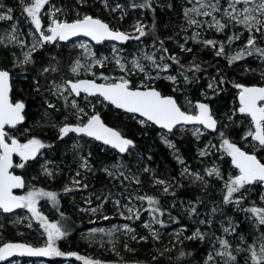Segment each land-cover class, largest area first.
<instances>
[{
    "label": "snow or ice",
    "instance_id": "snow-or-ice-1",
    "mask_svg": "<svg viewBox=\"0 0 264 264\" xmlns=\"http://www.w3.org/2000/svg\"><path fill=\"white\" fill-rule=\"evenodd\" d=\"M23 4L22 14L25 19L32 25L29 29L28 35L32 37L31 47L23 52V59L18 57L13 61L14 67H24L34 63L33 53L43 48L47 44L56 45L61 41H69L73 37H88L96 44H101L104 41H119L127 42L130 40L140 41L141 38L148 36L150 33L155 34V21L149 31L145 29L148 27L141 21H136L132 25V33L121 31L119 28L111 26L109 23L103 21L98 17L92 15L77 13V18L71 22L66 19H61L60 15L65 11L62 7H57L51 4L50 0H20ZM78 4L85 3L86 0H76ZM106 9L111 12L120 10V20L124 19L126 15V6L121 3H115L111 6L108 0H102ZM155 0H131L130 7L132 9H152ZM187 6L183 7L184 24L181 25L180 31L187 33L192 31L191 36L185 35L183 43L177 41L178 46L182 52H192L191 47H186L189 40L194 43L202 44L205 47H210L215 50V55L220 57L224 56L228 60L229 66L234 62L244 60L246 57L256 56L258 59L264 61V0H185ZM46 6H49L46 10ZM172 7L171 4L168 5ZM4 9V5L0 3V21H13V9ZM48 16V23L45 26L42 23V17ZM207 18V19H205ZM10 31L0 34V46L8 47L9 45L24 48L26 41L22 39L23 33L17 27L16 23L10 25ZM198 30V31H197ZM214 30L217 33L226 34V41L221 42L215 39H204L202 32ZM231 34H228V33ZM247 36H244V33ZM180 33H176L179 36ZM173 37H169L172 39ZM157 40L159 38L157 37ZM243 40L242 46L234 55H228V50L231 49L233 44L237 41ZM79 48L83 50V62L81 58L74 60L70 67L71 73L79 77L81 72L97 77L94 69L105 67L108 63L114 62L119 71L122 73L118 77H109L100 73L98 78L105 81L97 83L96 79H69L63 80L62 83L52 82L50 90L53 95L63 97L66 102V107H71L75 111L71 114L76 117L77 123H63L58 127V138L63 139L70 133H75L77 136L89 137L95 141H101L104 145L110 146L112 149H117L120 154L127 153L131 147H134V142L122 135L118 130L107 126L101 119L98 112L95 111V104L89 100L92 97L97 103H107L114 106L116 109L124 110L126 113L138 114L143 119L139 120L142 125L149 122L158 125L160 128L166 130V134L161 136L162 141L170 148L175 149V144L168 139L167 134H174V130L184 131L185 125H202L204 129L218 132L222 139L220 148L223 152L231 158V164L236 169L234 175L230 174L227 179H224L218 167L206 169V174L209 177H215L223 181L222 188V204L235 205L240 211L250 213L248 219L255 218L254 229L255 233L252 235L251 243H247L246 236L238 231L239 225L233 221L231 217H225L227 226L221 221L222 235H216L215 232L208 233L202 232L197 228L191 236L185 237L188 240H199L204 242L206 239L212 241L211 248L205 258L204 264H237V255L241 252L247 253L244 257V264H264V207L251 206L244 208L243 204L248 199V196L255 189L256 186L264 189V161L258 158L257 153L264 150V86H245L240 83H234L233 87L239 89L238 92V107H236L232 115L228 116V120H232V116L237 113L241 114L248 120V128L241 137L242 140H249L252 151H245L242 147L238 146L235 142L226 138L225 132L219 130L217 125L218 121L215 119L209 104L196 101L193 103L191 100L186 101V107L178 103L175 96L164 95L155 86L156 80H167L173 85V92H182L180 77L183 78V84H191L194 82L195 73L201 71L199 63H192L190 66H185L180 62L176 55L169 54L168 48L164 46V41L159 40V47H156V41H153L155 51L152 53H144L142 56H133L129 61L127 57L120 54L121 50L115 46L112 48L113 57H98L97 53L92 51L87 43H80ZM157 53L160 55L157 57ZM53 61L56 57L51 58ZM18 61V62H17ZM166 61H170L166 62ZM58 63V62H57ZM173 65H177V74H167ZM58 72L57 66L43 67L39 74L43 75L49 72ZM193 73V77H189L186 73ZM139 83H134L131 79L132 76L141 75ZM164 74V75H162ZM264 76V73H262ZM11 73L4 68H0V214H11L17 209H26L31 218L25 217L29 220L27 227H33L31 219L34 218L39 227L43 229L46 234V242L42 247H34L26 243H13L5 242L0 245V262L8 261L10 257L28 256V257H51V256H64L65 253L61 252L56 246V242L64 237L67 232L60 222H50L37 208L38 202L41 199H47L53 203V206L58 208L57 193L53 191H46L44 189H33L26 192L24 195L14 194V189L25 188L24 179L14 174V168H25L29 161L36 160L41 154V149L50 147L46 145L41 139L31 137L26 139V142H20L15 136L11 134V130L17 129L25 120L24 110L25 104L22 101L13 102L10 99L9 93L11 91ZM198 79V78H196ZM36 91H40L39 80H35ZM227 83L225 76L220 75L219 80L213 78L208 83L207 88L211 89L215 94H219L222 86ZM87 102L86 106L91 107L92 114L89 115L85 112L84 107H81L76 98L81 97ZM69 97H73L69 101ZM207 97L206 99H210ZM48 108H55V105L49 101H45ZM67 120V117H65ZM228 125H221V128H227ZM25 131H28L27 129ZM193 134L199 138L203 135L200 128L192 129ZM216 147L215 145H211ZM83 146L77 141L73 144L74 149H81ZM204 150L200 152L201 156L207 155ZM14 156L19 157V162H14ZM91 153H88V157ZM85 156L80 157V169L87 171H95L90 164L89 158ZM180 164H184V160L177 156ZM42 171L52 176L46 165H42ZM126 167L123 164H113L111 167H104V171L109 177L119 179L124 177L125 173L120 169ZM144 172H149L145 167ZM189 173V169L185 167L182 175ZM199 180L205 188L208 187V182L204 176L191 174ZM81 172H76V177H80ZM136 184L140 183L138 177H133ZM72 183L76 186V190L87 189L88 184L83 183L80 179H73ZM156 185H163V192L169 194L171 185L164 179L154 178ZM123 187V184L121 185ZM71 187H65V192L73 191ZM126 191V190H125ZM174 195L175 193H171ZM104 196V202L110 198ZM120 195L129 201L133 199L131 196L125 195L121 192ZM136 200H147L148 209L144 211L149 212L152 217L151 222L144 223L143 227L148 229L154 240L160 239V234L153 229L152 224H160L164 226V222L159 219L155 213L160 216L165 214V210L160 207V201L151 195H140L134 197ZM97 199H101L97 196ZM260 200L264 202V191L260 192ZM89 203L91 201H88ZM198 204H203L202 200L197 201ZM114 204L118 207L127 209L129 215L124 216L123 212L120 215L127 220H139L141 212L139 209L134 210L133 207L128 205H121L120 200H115ZM103 207V204L100 205ZM173 207L175 205L173 204ZM96 211L95 208L92 209ZM212 215L218 212L222 213V208L217 205L210 210ZM170 216V213H168ZM189 215H199L195 206L189 209ZM63 217V213H61ZM104 219H108L107 216ZM20 223V218L14 221ZM201 225H208L211 227L213 221L209 219L199 220ZM2 227V225H0ZM123 228L128 233H134V229L125 224ZM104 233L105 229H92V232ZM119 231L118 228H113L107 232L111 236L113 232ZM181 233L177 232L175 239L180 243ZM238 238L241 244L247 243V247L236 246L233 249L231 241L227 237ZM132 240H136V235H131ZM140 240H146L147 237H139ZM218 245V247H217ZM125 248L129 251L127 244ZM170 251V249H165ZM235 253V254H234ZM69 255H76L75 253ZM163 255V253H161ZM191 253L180 252L179 258H183ZM220 258V261L217 260ZM78 260H83L84 264H100L99 261H92L90 259L76 256ZM156 259V257H153Z\"/></svg>",
    "mask_w": 264,
    "mask_h": 264
},
{
    "label": "rangeland",
    "instance_id": "rangeland-1",
    "mask_svg": "<svg viewBox=\"0 0 264 264\" xmlns=\"http://www.w3.org/2000/svg\"><path fill=\"white\" fill-rule=\"evenodd\" d=\"M4 1L5 0H0V3L3 4ZM16 1H17V6H18L17 11L12 13L14 20L13 21H0V34H3L6 31H10L11 30L10 25L13 23H16L20 32L23 33L21 38L26 41V46L24 48L13 46V45H9L8 47L0 46V57L2 61L5 60V64H6L5 66L0 64V67L7 69L10 72L11 70L21 68V67H14L13 61L17 57L20 60H22L23 52L27 51L31 47V43L33 42L32 37L28 35L29 29H32V25L28 22L27 19H25L24 15L22 14L23 4L20 2V0H16ZM87 1L88 0H86V2ZM94 1H98V0H94ZM86 2L80 5H84V4L86 5ZM50 3L55 4L57 7H60L53 0H50ZM108 3L111 6H114L115 3H121L126 6V4H124L123 2H120L119 0H108ZM100 4L102 8L100 10L102 12H99V13H103L105 15V18L102 17L100 14L99 15L88 14L87 12H85V9H80V7L76 5H71V7H63L65 11L63 12V14H58V15H60L61 19H66L69 22L77 18V13H80L81 15L83 14L92 15V16L98 17L108 22L111 26L115 28H119L120 30L129 32V33H132V25L136 21H141L143 24L148 26L147 20L144 18L143 14L138 15L135 12L133 13L132 11H130V8L127 6H126V15L124 16L123 20H120L119 19L121 15L120 10H117L116 12H111L110 10L105 8L104 3L102 1L100 2ZM184 6H187V5L185 3V0H182L181 2L182 11H181V16H180L181 19H180L178 28H176L169 36H167L165 40L161 39L164 41V46L168 48L169 54L171 55H176L174 51L176 48H179L177 41H179L180 43H183V37L185 35L187 36L192 35L193 30H189L187 33L180 31L181 25L184 24V17H183V7ZM8 7H11V5H9ZM48 7L49 6H46V10ZM48 19L49 18L47 15L42 17V23L45 26H47ZM32 30L34 31V29ZM145 30L148 31V27ZM176 33H180L179 36H177ZM228 34H231V33L229 32ZM201 35L204 39H208L210 36H213V35H218L220 36L221 42L226 41V34L217 33L214 30H208L206 32H202ZM244 36L245 37L247 36L246 32L244 33ZM169 37H173V38L169 39ZM159 40H157V37L151 36L149 34L148 36L141 38L140 41L130 40L127 42L126 45L106 43L104 44L102 48L97 50L98 46L94 45L91 40L85 39V38H78L68 43L58 42V44L56 45L47 44L43 48H40L39 50H42L44 48L49 49L50 47L55 48V49H62L64 51H67L72 56L66 69H63L65 70V72H61L62 74H60L59 76L51 77L44 88V91L47 93L45 97V101L47 100L51 102L52 104H54L58 114L62 116L61 119H56L55 116L51 118L45 115L46 117L45 123L49 125L48 127L53 131V133H56L57 135H59L58 127L62 126L63 123H73V124L77 123L76 117L71 114L75 110L72 109L70 106L66 107V102L63 99V97L52 94V91L54 89L53 90H50V89L52 87L53 81L59 84V83H62L63 80L77 79V78H89V79H96L97 81L100 80V82H105L99 79L98 75L97 77H93L89 74L81 72L80 76L76 77L71 73L70 67L72 63L74 62V60L77 58H81L83 62V59H84L82 56L83 50L78 47L80 43H87L89 47L92 49V51L97 53L98 57H101V58L109 57V59L113 57L112 48L113 46H115L117 49L121 50L120 54L124 57H127V59L130 61L133 58V56H142L144 53L150 54L153 51H155L153 47V41H156V47H159ZM194 44H195L194 42L189 40L186 47H192ZM242 44H243V40L235 42L233 46L231 47V49L228 50L229 52L228 54L234 55L235 52L238 51L239 48L242 46ZM159 55L160 53H157V57ZM253 58L257 61V64H255V66L249 67L251 69V72H253L252 75L259 76L263 79L264 76H262V73H264V61L258 59L256 56H254ZM166 62L171 63L170 61H166ZM48 66H57V65L55 64V62H52L50 60V63L49 62L44 63V67H48ZM105 67L107 69H112L114 71L110 75V77H118L122 74L114 62L108 63ZM59 69L61 70V68ZM94 71H96V69H94ZM167 74L175 75L176 73L173 72L172 69H170ZM195 75H197V73H195ZM220 75L222 74L220 73L219 70H216L214 74H204L203 77L205 80L203 81V83L200 86H197V85L195 86L194 90L197 94L196 98H193L192 91L188 89L185 86V84H183V82L181 81V87L183 88V91L178 93L181 95L179 98V103L182 106L186 107L187 100H191L193 103H195L196 101H204V102L210 103L211 100H215L214 102L215 109L213 108V114L214 116H216L218 120V123H219L218 129L224 131L226 138L230 139L232 142H235L234 139L240 140L243 143L242 145L237 142L235 143L238 146L242 147L244 150H246L247 148H250L252 151L251 144H250V138L249 140L241 139L244 132L247 130L249 126L248 120H247V127H245V130H243V133H240L239 128L243 127L242 125H243L244 116L240 114L237 116L238 114L237 113L235 116H232L231 121L228 120L227 118L228 116L232 115L233 110L236 107H238L239 102H237L236 104V102L234 101L233 95L230 96V99L228 102L222 100V98L219 97L223 91L225 84L222 86L221 90H219L218 95L215 94L211 89L207 88L208 83L211 82L213 78H216V80H219ZM11 76L13 78L12 73H11ZM19 78L24 79V76H19ZM131 79L134 83H139L140 79H142V74L132 76ZM159 81L161 80L154 81L155 86H157L156 84ZM164 81L171 84V82L167 80H164ZM199 82L200 80L197 79L196 84ZM171 87L173 88L172 84H171ZM238 92H239V89H238ZM206 96L211 97V98L206 99ZM72 98L73 97H69V101ZM76 99L79 105L81 107H84L85 112L91 115L92 109L91 107L86 106L87 102L83 99V94L81 97L76 98ZM88 99L91 100L93 104H95V111L98 112L99 114H102L104 111H107L109 107L107 103H97L96 100L92 97H89ZM111 107L115 109L114 106L111 105ZM65 117H67L68 119L70 118L72 122H67V120H65ZM126 117L129 118L130 122L134 121L137 123H139L140 119H143L142 117H139L138 115H136L134 118V114H131V113H126ZM149 124L151 123L149 122ZM140 125L145 129L151 128L150 126H146L142 124ZM221 125H228V127L221 128ZM233 126L237 127L238 129L236 132L235 130L233 132L238 136L237 138L232 137V133L230 130L232 129ZM184 128H185L184 131L174 130V134L177 136L178 135L179 136H183V135L190 136L191 134L192 137H194V141L198 143L195 146V154L199 157L200 162L199 164H191L189 161H187L185 157L182 155V153L180 152V149L176 146L174 135L167 134L168 139L171 140L175 144L176 150L174 151L173 149H170L165 143L164 144L169 149L171 157L173 158V160L175 161L177 165V171L179 172V177H180L179 179L160 178L154 175L153 173L154 169H152L149 164H146V160L144 159V157H142L139 154L138 150L135 147H131L129 149L128 151L129 158L127 159L123 155H120L113 150L110 151L108 147H105L104 145H101L94 140L87 139L85 137L81 138L75 134L68 135L62 139V144L59 147L60 148L59 150H62V153L52 152V153L47 154L46 151L52 150L53 146L47 142H44L46 145H50V147L41 149L42 151L41 155L35 160L36 161L35 167L32 170H29L27 168L26 169L25 168L23 169L14 168L13 169L14 171H17L18 173L23 175L26 179V187L23 188L22 190H19L18 194L24 195L29 190L41 189V188L46 191L56 192L53 189L58 188L61 191V195L67 200L68 207L73 206L74 208H76V211L80 213V216L82 217V221L85 223L84 229L80 231V235L82 236V242L80 243L81 245H79L80 247L78 248L79 249L78 251L68 252L64 256L48 257L50 259H53L52 262L46 257L39 258V259H31V258L24 257V258H13L7 262H3V263L0 262V264H84L83 260H78L76 256H81V257L90 259L92 261H99L100 264H131V263H127L124 261L121 250L126 249L125 245L127 244L128 246L129 242L132 240L130 238L131 235H136L138 240H140L139 237H147V240L149 239V237L152 238L149 230L143 227V224L151 222L152 218L150 216H147V218L138 225L141 228L140 229L138 226H136L137 220H127L123 216L120 215V212H123L124 216L129 215V213L127 212V209L124 207L118 208L114 204V201L120 200L121 205H128L129 207L134 206V210L140 209V206L143 204L144 201L136 200L134 198L135 197L134 194L143 188L142 186L145 185L144 183L146 181H149L152 186L156 187L157 191L160 194L165 195V193L163 192L164 186L156 185L154 183V178L166 180L171 185L169 190L173 189L177 185L180 186L182 184L180 180L181 178L190 181V184L195 183L199 187H201L202 193L205 194V195H202V197L206 198L205 200L204 199L202 200V197H201V200L205 202L201 204L202 207L200 209H197V212L199 213V215L190 216V222L192 224L199 223V220L204 218V215L202 213L203 211L206 210L209 213H211L210 210L212 207L217 206V205L220 206V197H221L222 188H223V184L219 185L216 182H213L209 178V176H207L204 166H203V161L201 160L206 155L201 156L200 152L204 150L208 153L207 155H217L218 158L228 157V156L223 152V149L220 148L222 139L219 136L218 132H215L214 135L211 137H205L208 131L204 129L203 126L201 125H185ZM194 128H200L201 131L203 132V135H200L199 138H197L192 132V129ZM26 129L28 130L29 128H24L23 130H21L20 128L14 129V130H11V134L15 136L16 138L20 139V135L29 133L28 132L29 130L25 131ZM157 129H158L157 135L161 139V136L166 134V130L160 129L158 127ZM123 134L126 135L125 133ZM77 141L83 146L81 149L73 148V144L76 143ZM90 141H94L96 143L95 147L101 146L103 151L104 150L110 151V153H107L108 156L106 157V159L100 162L101 165H100L99 170L92 164L90 157H88V153L89 152L91 153V146H92V143H90ZM23 142H26V141H23ZM211 145H215L216 147H212ZM63 155L68 156L67 162L62 160L61 157ZM81 156H85L89 158L90 164L92 165L95 171L90 172L85 169L79 168V164L81 163L80 161ZM177 156H179L181 159L184 160V164H180L178 162ZM259 158L264 160V154ZM18 162H19V159H17L16 163ZM113 164H123L126 166L120 170L125 173V176L127 177V179H124V177H120L119 179H113L109 177L104 171H102L104 167L106 166L111 167ZM42 165H46L48 170L52 172L53 175L52 176L46 175L42 171V167H41ZM214 166L218 167V164L214 162L208 167V169ZM145 167L149 169V172L143 171ZM185 167L189 169V173L191 174L204 176L205 180L208 182V187L205 188L199 180L195 179L194 175L187 174V173L182 175L181 173L183 172V169ZM77 171L81 172L80 177H76ZM146 174H148V176L146 179H144ZM26 175L29 179H27ZM45 177L51 178L49 179L48 183H50L53 186V189H47V188L40 187L41 186L40 184L44 182ZM133 177H138L140 180V183L136 184L135 181L133 180ZM74 178L82 180L83 183L88 184L89 187L87 189L81 188L79 190H76V186L72 183ZM122 184H123V187L121 186ZM65 187H71L74 190L70 192H65L64 191ZM261 191H264V189L255 187V189L248 196V199L244 202L243 207L244 208H248L251 206L264 207V202H261L260 200ZM121 192H125V195L131 196L133 197V199H131V201L124 199L120 195ZM213 192H215L214 195H212ZM109 193H111L110 198L107 200V202H104L102 198L104 196H108ZM144 195L146 194L144 193ZM97 196H100L101 199H97ZM57 198H58V193H57ZM88 201H91V202L89 203ZM166 202H170L174 205L178 203L186 213H189V209L193 206L197 208V206L194 205L191 201L187 199H183V198H176V197L174 198V197L169 196L166 198ZM101 204H103V207H100ZM37 208L44 216H46L49 219L50 222H53V223L60 222L61 224L64 222L63 219L57 220V219H53V217L51 216L52 210L53 208H55L51 201L47 199H41L38 202ZM93 208L96 209L95 212L92 211ZM234 212L244 213V211H240L235 205H234ZM215 215H216L215 228L221 232V235L223 234L222 229H221V221H223L224 225L227 226V220L225 219V217H231L233 221L239 225L238 231L242 232L245 235L244 233L245 230H243L244 228H242V226L240 225H241V222L245 221V219H248L247 217L251 215L250 213H246L242 221L236 220V217L231 214L216 213ZM105 216H107L108 219H104ZM17 217L20 218V223H14ZM25 217L31 218V214L26 209H19L11 214H0V225H2V227H0V234L2 233V229L8 226V227H11L17 235H22L23 233L27 234L28 235L27 243H30L38 247L44 246L46 242V234L43 233V229L39 227V223L34 218L31 219V223L33 227L29 229L27 227L29 220L24 219ZM248 221H249L248 223L251 225L248 231L250 234H254L255 233V229H254L255 218L248 219ZM125 224L132 227L135 230L134 233H128L123 228ZM62 226L65 229L63 224ZM152 227L154 230H156L160 234V239L155 240V241L161 242L162 246L170 247L174 242H176L177 240L175 239V235L177 232L181 233L180 239L188 237L187 230L182 225H175L171 229H168V230L162 228L161 226L155 223L152 224ZM100 228L105 229V232L104 233H101L98 231L95 233L92 232V229H100ZM113 228H118L119 231L113 232L111 236L107 235V232L109 230H112ZM262 230H264V228H262ZM227 238L231 241L233 245V249H235L236 246L247 247V243H251L253 237L251 235L250 239H247V243L245 244H241L238 238L231 237V236ZM57 243L58 241L56 242V246H57ZM210 248H211V245L208 248V252ZM94 249L100 250L103 253V257L105 260L96 258L94 255ZM208 252L206 253L205 258L207 257ZM72 253H75L76 255H69ZM246 255L247 253L245 252L239 253L237 255V264H244V257ZM115 257L117 258V260H110V258L113 259ZM205 258H203L201 264H204ZM217 260L220 261V258L217 257Z\"/></svg>",
    "mask_w": 264,
    "mask_h": 264
},
{
    "label": "trees",
    "instance_id": "trees-1",
    "mask_svg": "<svg viewBox=\"0 0 264 264\" xmlns=\"http://www.w3.org/2000/svg\"><path fill=\"white\" fill-rule=\"evenodd\" d=\"M55 1L60 7H71V5L79 6L80 9H85V12L92 15H101L105 18V15L100 9L102 0L94 1L88 0L86 5H80L75 0H53ZM126 4L127 7L130 8V11L133 13L135 12L138 15L143 14L144 18L147 20L148 23V31L151 28L153 21H155V34H151V36L158 37L160 40L169 36L176 28H178L180 23V16H181V2L182 0H155L153 4L154 11L152 9H132L129 5L131 0H119ZM10 3V4H9ZM11 5L10 8L14 9L13 13L17 11V1L16 0H5L3 5L4 9L6 10L9 8L8 6ZM171 4L172 7L169 8L168 5ZM124 29V28H123ZM208 38V37H207ZM208 39H215L220 41V36L213 35L210 36ZM102 46H98L97 50L102 48ZM264 47V44L261 45ZM192 52H182L180 48L175 49L176 56L180 59V62L184 64L186 67L190 66L192 63H199L201 66V71L197 72L195 75L194 82L191 84L185 85L188 89H190L193 93V98L197 97L195 92V86H200L203 81L205 80L203 75L204 74H214L216 70H219L222 75L225 76L227 83L223 88V91L219 97L222 100L228 102L230 96L233 95L234 101L238 102V89L233 87L234 83L244 84H264V78L262 79L259 76L252 75L251 69L249 67L255 66L257 61L253 57H246L244 60L234 62L231 66L228 64V60L224 56H215L214 49L210 47H203L202 44L195 43L192 47ZM229 53V52H228ZM229 55V54H228ZM56 57V60L53 61L51 58ZM71 55L62 49H55L50 47L44 48L42 50H38L33 53V60L34 63L30 65H26V67L18 68L11 70L13 75L12 84H13V92H12V99L13 101L21 100L26 104V111H25V120L23 124L19 127L21 130L24 128H29L28 132L24 135H20V141H26L27 138L36 137L41 139L43 142H47L53 146L52 150H47L48 153L54 152H61L59 150L62 139H59L56 133L48 127L49 125L45 123L46 116L54 117L56 119H61L62 116L58 114L56 107L48 108L45 104V97L47 93L44 91V88L49 81V79L53 76H59L62 74L61 72H65L67 65L70 62ZM3 58V56H2ZM55 62V64L61 68L59 72H49L43 75L39 74V71L44 67L45 62ZM58 62V63H57ZM0 64L5 66V60L2 61L0 57ZM177 65H173L172 71L177 74L178 70ZM249 68V69H248ZM114 71L112 69H107L106 67L96 68V73L99 76L100 73H103L106 76H109ZM189 77H193V73L187 72L186 73ZM19 76H24V79H20ZM196 78L200 80L199 83L196 84ZM39 80V87L40 91L37 92L35 89L37 87L35 80ZM180 80L183 82V78L180 77ZM100 81V80H98ZM158 90H160L164 95H174L178 102L180 98V94L175 93L172 91L171 84L165 82L164 80L159 81L156 84ZM215 100L210 101V106L213 110L215 109L214 105ZM107 111H104L100 114L104 121L108 123L110 126L115 127L118 129L122 134L125 133L126 136L131 138L134 142V147L138 150L139 154L144 157L146 160V164H149L152 169H154V175L160 178H176L179 179V172L177 171V165L173 158L171 157L169 149L165 146L164 142L158 137L157 132L158 129L155 125L145 124L146 126H150L151 128H143L139 123L134 121H129V118L126 117V113L119 110L114 109L111 105H108ZM239 113L237 114V116ZM67 122H72L70 118H67ZM243 127L239 128V132L243 133L245 127H247V119L243 117ZM238 130L237 127L233 126L230 130L232 133L233 138H237L238 136L233 133ZM235 134V135H234ZM174 139L176 141V146L180 149V152L185 157L187 161L191 164H199L200 159L195 154V146L198 144L194 141V137L192 135H183L177 136L175 134ZM214 133H206L205 137H211ZM235 142L239 144H243L240 140L234 139ZM92 143L91 146V156L90 160L92 164L98 168H100L101 161L105 160L108 156L107 153H110L109 150H102L101 146L95 147L96 143L94 141H90ZM246 151H251L250 148H247ZM42 152V151H41ZM264 154V150H261L257 153L258 158ZM127 159L129 158L128 152L123 155ZM62 160L67 162L68 156L63 155ZM204 169H208V167L216 162L218 164V168L220 169L224 179L232 174L236 173V169L231 164V159L229 157H222L218 158L217 155H206L202 159ZM264 161L263 159H261ZM17 161V160H16ZM36 161H29L26 165L25 169L32 170L35 167ZM97 170V171H98ZM18 173L17 171H15ZM206 172V171H205ZM20 174V173H19ZM148 174L143 175L144 179H146ZM24 177V176H23ZM27 177V175H26ZM25 178V177H24ZM213 182H216L219 185L223 184V181L213 177H209ZM27 179H29L27 177ZM50 177H45L44 182L41 183L40 187L53 189V186L48 183ZM26 180V179H25ZM182 184L179 186L177 185L173 189L169 190V194L162 195L157 191V188L152 186L149 181H146L143 188L136 192L135 196L144 195H151L157 198L160 201V207L165 210V214L160 216L159 213H155V215L159 216L164 222V226L162 228L168 230L171 229L175 225H182L186 228L188 236H191L192 233L199 228L202 232L212 233L215 232L216 235H221V232L215 228V221L216 215H212L208 211H203L204 218L209 219L211 218L213 223L209 228L208 225H201L200 223L192 224L190 222V215L186 213L182 207L177 203L175 207L170 202H166V198L176 197V198H183L191 201L194 205L197 206V209L202 207L201 204H198L197 201L201 200L202 193L201 187H199L195 183H191L188 180L180 179ZM55 183V182H54ZM56 184V183H55ZM26 185V183H25ZM28 186V184H27ZM26 187V186H25ZM146 187V188H145ZM259 188V186H256ZM58 193V208H53L51 216L53 219L62 220L63 225L66 229L67 234L58 240L57 246L63 253L78 251L79 245L82 242V236L80 235V231L84 229L85 223L82 221V217L80 213L76 211V208L73 206L67 205V200L61 195V191L58 188L53 189ZM212 192V191H211ZM171 193H175L172 195ZM215 192L212 193L214 195ZM205 200V197H202V200ZM205 202V201H203ZM220 206L222 208V213L231 214L236 217V220L242 221L246 212H234V205H223L222 204V193L220 197ZM150 206L148 205L147 200H144L143 204L140 206L141 216L140 219L136 221L138 226L141 222H143L149 212L144 211V209H148ZM61 213H63V217H61ZM170 213V216L168 215ZM221 212H218V214ZM151 217V216H150ZM152 218V217H151ZM248 219L241 222L242 228L245 233L247 239H250L251 235L249 233V229L251 225L248 223ZM247 226V227H246ZM139 227V226H138ZM140 228V227H139ZM141 229V228H140ZM27 234L17 235L15 231L11 227H4L2 229V233L0 234V245L5 242L9 241H22L27 242L28 240ZM183 243L179 241L174 242L170 247L162 246L161 242L155 241L154 239L150 238L146 241L144 240H131L128 244V248L132 249L129 251L127 249L121 250L122 256L125 262L131 264H201L203 258H205L206 253L208 252V248L211 245L212 241L210 239H206L204 242L199 240H188V239H180ZM123 248V247H122ZM170 249V251H165V249ZM154 250V251H153ZM183 251L185 253H191V255H186L183 258H179L180 252ZM163 253V255H161ZM94 255L96 258L104 259L103 253L100 250L94 249ZM156 257V259H153ZM45 258V257H41ZM49 259L51 262L53 259ZM105 260V259H104ZM110 260H117V258H113Z\"/></svg>",
    "mask_w": 264,
    "mask_h": 264
},
{
    "label": "water",
    "instance_id": "water-1",
    "mask_svg": "<svg viewBox=\"0 0 264 264\" xmlns=\"http://www.w3.org/2000/svg\"><path fill=\"white\" fill-rule=\"evenodd\" d=\"M95 17V16H94ZM104 21V20H103ZM106 22V21H105ZM108 23V22H107ZM122 31V30H121ZM78 38H85V39H89L90 40V38H88V37H83V36H80V37H73L71 40H69V41H66V42H64V41H61V42H63V43H68V42H71V41H73V40H75V39H78ZM128 42V41H127ZM127 42H119V41H104V42H102L101 44H96V42L95 41H92V43L94 44V45H96V46H102V45H104V44H106V43H115V44H118V45H126L127 44ZM1 68V67H0ZM10 72V71H9ZM11 73V72H10ZM84 79H89V78H84ZM96 82L97 83H103V82H100V81H97L96 80ZM10 84H11V91H10V93H9V96H10V99L13 101V99H12V92H13V84H12V76H11V79H10ZM245 86H264V84L263 85H258V84H244ZM173 96V95H172ZM18 101H21V100H18ZM13 102H17V101H13ZM23 102V101H22ZM201 102H204V101H201ZM239 102V101H238ZM24 103V102H23ZM179 103V102H178ZM204 103H207V102H204ZM25 104V103H24ZM207 104H209V103H207ZM209 106H210V104H209ZM210 109H211V111H212V113H213V110H212V108H211V106H210ZM119 110H121V109H119ZM25 111H26V104H25V110H24V115H25ZM121 111H123V112H125L124 110H121ZM138 115V114H137ZM241 115V114H240ZM101 116V115H100ZM215 117V119L217 120V118H216V116H214ZM101 119H102V121L107 125V126H109V127H111V128H113V129H115V130H118V129H116L115 127H112V126H110L108 123H106L105 121H104V119H103V117L101 116ZM218 121V120H217ZM23 124V123H22ZM21 124V125H22ZM70 124H73V123H70ZM21 125H18L17 126V128H19ZM154 125V124H153ZM190 125H194V124H190ZM218 125H219V123H218ZM218 125H217V127H218ZM156 127H158V128H160L158 125H155ZM202 126V125H201ZM160 129H162V128H160ZM209 133H215V132H213L212 130H209V129H206ZM119 131V130H118ZM71 134H75V133H70L69 135H71ZM75 135H77V134H75ZM124 137H126V138H128V139H131V138H129L128 136H126V135H124V134H122ZM85 138H87V139H91V140H94V139H92V138H89V137H85ZM18 139V138H17ZM19 140V139H18ZM132 140V139H131ZM20 141V140H19ZM95 141V140H94ZM21 142V141H20ZM97 143H99V144H101V145H104L101 141H96ZM105 147H108L110 150H113V151H115L116 153H118V154H120L119 152H118V150L117 149H112L110 146H107V145H104ZM246 151V150H245ZM125 154V153H124ZM124 154H120V155H124ZM41 155V154H40ZM39 155V156H40ZM38 156V157H39ZM16 159H19V157H15L14 156V162H16ZM234 167V166H233ZM13 172H14V174H16V175H19V176H21L23 179H24V181H25V183H26V180H25V178L23 177V175H21V174H19V173H16L14 170H12ZM19 190H22V189H14V194H16V195H19L18 194V191ZM17 210H19V209H17ZM17 210H15V211H17ZM9 242H13V243H26V244H29V245H31V246H34V247H38V246H35V245H32V244H30V243H27V242H22V241H9ZM24 257H26V258H31V259H39V258H41V257H28V256H16V257H10L9 258V260H11V259H13V258H24ZM8 260V261H9ZM3 262H7V261H2L1 263H3Z\"/></svg>",
    "mask_w": 264,
    "mask_h": 264
},
{
    "label": "flooded vegetation",
    "instance_id": "flooded-vegetation-1",
    "mask_svg": "<svg viewBox=\"0 0 264 264\" xmlns=\"http://www.w3.org/2000/svg\"><path fill=\"white\" fill-rule=\"evenodd\" d=\"M258 85H263V84H258ZM72 135V134H71ZM17 160V159H16Z\"/></svg>",
    "mask_w": 264,
    "mask_h": 264
}]
</instances>
